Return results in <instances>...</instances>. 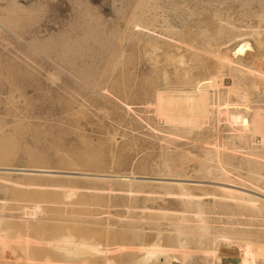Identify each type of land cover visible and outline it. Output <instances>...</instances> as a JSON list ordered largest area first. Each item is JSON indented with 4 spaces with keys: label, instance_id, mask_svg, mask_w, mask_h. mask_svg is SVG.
<instances>
[{
    "label": "rangeland",
    "instance_id": "1",
    "mask_svg": "<svg viewBox=\"0 0 264 264\" xmlns=\"http://www.w3.org/2000/svg\"><path fill=\"white\" fill-rule=\"evenodd\" d=\"M261 15L258 0H0V241L7 264H100L105 255L133 264L146 235L164 241L195 224L193 201L203 205L212 233L226 232L264 264V147L248 131L246 142L233 139L229 118L264 109V90L240 80L250 91L248 108L235 98L229 110L215 105L202 129L166 126L152 104L167 85L149 50L152 43L179 50L191 69L200 66L193 75L208 76L228 31L264 30ZM240 192L262 208L230 195ZM198 237L188 240L186 264H218L208 253L214 237ZM70 249L75 258L61 255Z\"/></svg>",
    "mask_w": 264,
    "mask_h": 264
},
{
    "label": "bare ground",
    "instance_id": "2",
    "mask_svg": "<svg viewBox=\"0 0 264 264\" xmlns=\"http://www.w3.org/2000/svg\"><path fill=\"white\" fill-rule=\"evenodd\" d=\"M258 1L260 4V7L262 8V10H264V0H258ZM262 16L263 15H261V17ZM225 18H227V17H225ZM263 19H264V17H262V19L260 21H263ZM202 21H204V20H202ZM222 21L225 22V20H223V19H222ZM206 22H208V21H206ZM137 23H139V22H137ZM218 25L220 26V24H218ZM225 25H226V23H225ZM205 26H206V24H205ZM232 27L233 26L229 23L228 29L230 30V29H232ZM217 28H219V27H217ZM141 29H143V28L141 27ZM177 29H180V28H177ZM219 29H217V30L219 31ZM191 31H192V29L188 32H191ZM206 31H208V30H206ZM214 31H215V29H214ZM148 32H149V30H148ZM228 32L229 33L226 34L227 39L225 41H223L221 43V45L218 43L219 45L216 49H214V51H213V48L211 50L214 52L213 57H215V59H216V66H214L215 69H213L211 67L213 70L210 68L211 71H210V73H208V76H205V75L199 76V74L201 73L200 71L198 72L199 74H194V75L192 74L193 68L191 69V67L189 66L191 64L188 65L187 60H186L185 56L183 55L185 53L182 54V53H180L181 51L178 50V49H180V47L182 45H180V47L176 46V48L178 50L177 52L173 51V49H171L172 50L171 51L168 48H165V46L162 47V45H160L161 46L160 47V46H158L159 44H155V43H152L150 45V47L148 46L149 50L151 52V55H150L151 61L153 60L155 65H156V67L155 66H153V67L156 68V71L161 75L164 83L167 85V86H165L164 91H159L158 93H156L157 95L154 93L156 95V98H155V102L153 103L154 105L152 104V106H154V109H155L154 111L156 112L158 118H160L163 121V123H165L166 126H171L173 128H177L178 130L181 129V130H189V131H195V130L202 129L206 125H208V122L211 118V114L213 112H215L214 111L215 105L218 106L219 104H221V106L219 105V107H222L223 106L222 104H224L225 109L219 108V110H218L219 112H221L222 110H229L230 106L236 102L235 98H237L241 101V105L243 104L244 107L248 108L249 103L251 102L250 91L248 92L246 90L244 91L241 89V86L239 84L240 80L250 79V81H252V85L250 87V90H251V88L253 90L258 89L259 91L264 90V30L260 27V25H258V27L247 25L244 28L238 29L236 32H233V33H231V31H228ZM152 36H154V35H152ZM166 38L168 39L167 36H166ZM171 39L174 40V42L177 40L176 38H171ZM188 39H186V40H188ZM207 40H209V39H207ZM174 42H168V43L174 44ZM176 42H178V41H176ZM149 44H150V41H149ZM190 45H192V44H190ZM169 46L170 45H168V47ZM144 47H146V46H144ZM172 47H173V45H171V48ZM183 47H184V45H183ZM193 48H195V47H193ZM159 49L160 50L162 49V50L159 51ZM198 49H199V46H198ZM142 51H144V50H142ZM188 55L190 56V54H188ZM203 55H201V57L205 58L204 57L205 55L204 56ZM147 57H149V56H147ZM148 59L150 62V58H148ZM190 62H191V60H190ZM195 62H193V65L195 64ZM196 64H197V62H196ZM198 65H200V64H197L196 67H198ZM206 67H208V66H206ZM203 68H204V66H203ZM198 69L201 70L200 66H199V68H197L195 70L197 71ZM195 70L193 69L194 72H196ZM140 71H142V70H140ZM190 71H191V73H190ZM204 72H206V71H202V73H204ZM200 75H202V74H200ZM211 90H213V91L211 92ZM127 108H129V107H127ZM263 110L264 109L260 108V106H259V107L252 108L251 114H247L248 110H246V111L245 110H237V111L229 112V118H230V120L234 126V133H233L234 135L232 136V138L238 139L239 141L245 140V142H246L247 140L245 139L246 138L245 134H246V131H248L251 133L253 145L264 147V111ZM227 113H228L227 111L225 113L222 112V114H227ZM216 125H217V123H216ZM213 127H216V126H213ZM216 128H213V129L216 130ZM218 135H220L219 132L217 133V137H218ZM203 137L204 136H202L201 138H203ZM210 137H212V136H210ZM217 137H216V140H214V142H212V144H213L212 146L216 147V148L218 146L220 147V145H221L219 140H217ZM210 140H212V139L210 138ZM229 143L230 142H226V143L224 142L222 144H224V146H227L225 144H229ZM227 147H229V146H227ZM238 147L239 146H237L235 144L233 146H231V148L233 150H235L236 153L240 150ZM220 152H222V151H220ZM259 156L261 158V159L260 158L259 159L261 160L262 165H264V154H260ZM217 158L219 159V157H217ZM201 159H203V158H201ZM227 173H229V172H227ZM174 190H173V193L175 194L176 192H174ZM259 190H260V188H259ZM250 192H252V191H250ZM189 195H190V193L188 194V196ZM230 195L233 198L234 197L237 198V200H238V198L239 199H245L246 201H248L247 203H249L250 207H252V208L258 207L260 210L261 205L253 196H251V194H247V196H246L245 193L240 192L236 195L233 193H230ZM195 196H199V194L195 195ZM189 198H191V197L189 196ZM188 200H189L188 202L189 203L191 202V204H192L193 200H191V199H188ZM198 200L200 201V199H198ZM193 202H195V204L194 203L193 204L196 206V208H195L196 212L194 215L195 216V224L193 226H186L185 225L183 227H180L177 232L170 233V234L168 233L169 235L166 233V235L163 236L164 241L161 238L160 239L158 238L159 241H157V239H154V237H155V236H153L154 234H149L148 236L146 235L148 240L147 239L144 240L140 245L137 246L138 255H137L136 259L134 258L135 262L133 264H173V262H172L173 260H179L180 264H186V262L184 261L185 260L184 258L186 256H188L189 252H190L189 246L187 245L188 240L191 237H197V236H199L198 238L201 237L200 240L205 238V237H211V238L214 237L213 238L214 244H213V246L211 245L212 247H210L208 249V253L217 259L218 264H248L250 262H251V264L252 263L256 264L257 255L251 247L249 248V247H247V246L245 247L241 244L233 243L232 236L227 234L224 231H220L216 234L212 233L211 226L209 223L210 219L203 213V210L201 208L203 205L201 206L200 202H198V201L197 202L193 201ZM189 206H190V204H189ZM34 208H35V210L40 209V207L38 205H35ZM261 208H262V206H261ZM27 209H28V207H27ZM30 210H32V209H30ZM24 212H27V211L24 210ZM37 213H38V211H37ZM37 213H35V214H37ZM32 214L33 213H31V211H30L29 215L32 216ZM181 214H182V212H181ZM185 215L186 214H184L183 217ZM31 216H27V217H31ZM179 217L181 218V216H179ZM183 217L181 218L182 220L184 219ZM31 218H34V217H31ZM70 219H71V217H70ZM3 220H4V217H3ZM64 223H67V222H64ZM64 223H62V224H64ZM190 224H191V222H190ZM158 233L159 232H157V234ZM63 239H66V238H63ZM160 240H162V242ZM198 241H199V239H198ZM80 244H79L78 248H82L84 250L88 249L86 244H85L86 246L83 244H81V245ZM6 246L7 245L5 242L0 241V253H1L0 255L1 256L3 255V257L5 256V254H7L6 253V251H7ZM76 249L66 250L61 255L64 257H68V258H75L74 256L78 255L75 252ZM107 250H108V248L105 249V251L103 252L104 253L103 255L107 254ZM191 255H193V254H191ZM1 256H0V258H1ZM6 257H4L5 261H6L5 264L8 263V257H9L8 254L6 255ZM233 259H235L236 261L233 262ZM69 260L72 261L71 259H69ZM186 261H187V257H186ZM2 262H4V260ZM101 262L102 263H100V264H115V261L112 258H109L107 255L103 256ZM9 264H12V262H10ZM187 264H189V263L187 262Z\"/></svg>",
    "mask_w": 264,
    "mask_h": 264
},
{
    "label": "water",
    "instance_id": "3",
    "mask_svg": "<svg viewBox=\"0 0 264 264\" xmlns=\"http://www.w3.org/2000/svg\"><path fill=\"white\" fill-rule=\"evenodd\" d=\"M236 260L235 259H233V262H235Z\"/></svg>",
    "mask_w": 264,
    "mask_h": 264
}]
</instances>
